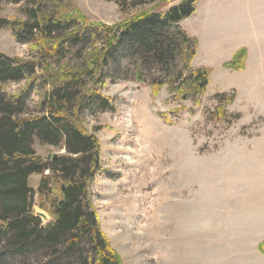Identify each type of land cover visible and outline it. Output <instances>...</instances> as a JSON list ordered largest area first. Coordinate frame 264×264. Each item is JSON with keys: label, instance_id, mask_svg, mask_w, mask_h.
Instances as JSON below:
<instances>
[{"label": "rangeland", "instance_id": "1", "mask_svg": "<svg viewBox=\"0 0 264 264\" xmlns=\"http://www.w3.org/2000/svg\"><path fill=\"white\" fill-rule=\"evenodd\" d=\"M10 1L0 0V18L12 26L21 11ZM160 1L124 0L126 12L116 0L74 5L91 22L113 26L158 4L156 12H167L182 0ZM200 14V42L181 26L187 18L179 26L198 41L191 70L211 72L201 105L179 102L167 86L153 96L151 85L161 78L154 64L140 76L135 66L123 65L125 75L104 89L114 106L85 120L100 140L106 171L92 186L93 203L102 232L124 264H264V0H205ZM245 43L249 47L233 52ZM243 49L244 69L229 67ZM0 52L34 56L9 27L0 28ZM41 85V79L32 85L23 80L4 92H25L27 114H38L44 111ZM229 96L234 102L228 103ZM222 106L225 120L218 113ZM35 149L45 164L67 153L38 139ZM42 179L30 178L33 211L48 228L55 218L41 207ZM7 258L0 264H44L50 257L36 251Z\"/></svg>", "mask_w": 264, "mask_h": 264}, {"label": "trees", "instance_id": "2", "mask_svg": "<svg viewBox=\"0 0 264 264\" xmlns=\"http://www.w3.org/2000/svg\"><path fill=\"white\" fill-rule=\"evenodd\" d=\"M74 1L13 0L20 4L21 20L10 26L0 18V28H12L34 53L23 59L0 52V263L47 251L44 264H61L60 258H67L64 264H124L102 232L93 203L92 186L106 171L100 140L89 133L85 120L114 106L104 89L130 67L140 76L154 64L161 78L151 85L153 96L167 86L176 100L193 99L196 106L210 84L209 70H191L198 41L179 26L200 0H182L167 12H156L158 4L113 26L91 22ZM116 1L129 10L124 0ZM246 58L245 49L239 50L229 67L243 70ZM36 79H41L44 111L27 114L26 93L8 95L5 86L23 80L32 85ZM234 100L228 97V103ZM218 113L226 119L225 107ZM36 139L65 147L67 153L45 164ZM34 174L43 176L40 194L46 200L41 207L55 218L48 228L33 211Z\"/></svg>", "mask_w": 264, "mask_h": 264}, {"label": "crops", "instance_id": "3", "mask_svg": "<svg viewBox=\"0 0 264 264\" xmlns=\"http://www.w3.org/2000/svg\"><path fill=\"white\" fill-rule=\"evenodd\" d=\"M204 2L205 0H200L197 5H196V12L188 19L184 20L181 23V26L183 27V29L188 32V34L191 37L197 38L199 40V42L201 41L202 36L200 34H202V28H203V20L204 18L202 17V14H200V12L202 11V7L204 6ZM248 36H242V40L248 41ZM201 44V43H200ZM241 47H249L248 44H241L239 45L237 48H235L233 50V52H236L239 48Z\"/></svg>", "mask_w": 264, "mask_h": 264}, {"label": "water", "instance_id": "4", "mask_svg": "<svg viewBox=\"0 0 264 264\" xmlns=\"http://www.w3.org/2000/svg\"><path fill=\"white\" fill-rule=\"evenodd\" d=\"M58 155L55 156V158H57ZM40 216L46 218V215L45 214H39Z\"/></svg>", "mask_w": 264, "mask_h": 264}]
</instances>
